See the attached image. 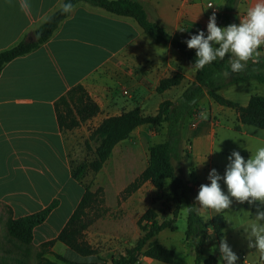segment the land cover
<instances>
[{
  "label": "crops",
  "instance_id": "obj_1",
  "mask_svg": "<svg viewBox=\"0 0 264 264\" xmlns=\"http://www.w3.org/2000/svg\"><path fill=\"white\" fill-rule=\"evenodd\" d=\"M64 1L29 0L31 11L26 14L20 10V0L11 2L0 0V52L12 48L24 39L29 40L32 33L52 13L61 8ZM139 1L143 3L149 21L162 26L171 36L178 32L191 36L199 30H204L207 34L208 18L212 14V9L208 8L207 4L211 1ZM214 8L216 9L215 5ZM238 11L237 4L231 15H237ZM217 12V25L226 26L222 17L224 8L217 9ZM241 16L243 18L245 14L242 13ZM260 50L264 52V47ZM178 73L184 75L182 83L165 91L161 94L162 98L155 100L161 80ZM195 75L196 69L188 66L177 50L171 45L167 47L156 45L132 18L116 16L84 2L76 4L69 18L59 26L48 42L31 53L7 63L0 72V204L11 208L12 219L43 210L58 196L52 195L49 200L42 202L37 192L40 190L60 192L59 181L66 172H69L71 179L74 180L72 178L74 151L78 149L80 142L89 141L92 132L106 118L119 116L136 108L141 109L146 115H155L162 102L180 100L195 81ZM79 85L83 86L87 95L99 106L100 113L79 128L63 131L58 124L56 103ZM117 87L120 88L122 96L117 93ZM124 90L128 91V95L123 94ZM221 92L222 90L219 93ZM206 98L209 97L203 100ZM150 107L153 108V112H147ZM222 108L224 107L219 108V111ZM202 113L208 116L206 112ZM191 122L196 129L192 130L194 135L191 139L190 155L196 151L198 167L195 170L204 183H207L205 180L213 168L204 164L202 155L205 151L201 153V150L214 147L216 133L209 120L202 116L192 117ZM90 124H94V129L88 131L87 127ZM148 127L151 126L137 128L130 139L121 142L120 152L123 154L120 159L123 161L129 159V167L134 168L136 173L126 186L115 187L117 196L149 165V146L145 150L142 143L149 137L156 136ZM242 127L245 126L241 125ZM199 128L202 131L196 132ZM129 141L134 144L127 148L126 143ZM115 148H119V144ZM114 162L113 157H110L103 169L96 174L101 187L102 177H110L112 170L116 168ZM170 185L171 181H166L164 190ZM190 186L193 188L191 198L195 202L194 197L199 189L197 190L196 185L191 183ZM146 191L152 198L154 193L163 190H157L147 182L129 197L124 205L134 214L137 223L146 212L143 210L145 202H148ZM165 193L171 194V191ZM82 196L78 195L72 202L71 209L64 218L59 214L62 206V202L59 201L58 207L48 219L34 229V239L28 248L40 251L42 244L56 239ZM184 202L183 199L182 203ZM235 207L237 204L232 203L231 208ZM149 208L154 209V205H150ZM199 214L206 221L215 216L213 213L208 217H205L203 212ZM168 217L169 215L166 216ZM8 218L9 215L4 217V225ZM16 247L20 251H15ZM68 251L71 250L61 242H56L51 248V252L64 257V253ZM26 252L27 248L18 243L12 245L0 242V258H24ZM52 256L47 254L44 258L56 262ZM259 256L261 257V253ZM145 260H149L148 264H154L153 260Z\"/></svg>",
  "mask_w": 264,
  "mask_h": 264
},
{
  "label": "trees",
  "instance_id": "obj_2",
  "mask_svg": "<svg viewBox=\"0 0 264 264\" xmlns=\"http://www.w3.org/2000/svg\"><path fill=\"white\" fill-rule=\"evenodd\" d=\"M72 3L74 6L78 3H87L92 7L101 8L108 13L120 17L132 18L140 28L160 46L167 47L171 45L185 59L188 66L193 67L195 61V50L188 49L184 41L191 36H186L178 32L174 36L169 35L159 24L149 21L144 5L139 0H65L64 3ZM239 0H225L224 18L226 26L234 23L232 21V10ZM63 3V4H64ZM69 14H64L61 8L52 13L33 33V41L22 40L17 45L0 52V72L4 66L16 58L25 56L41 45L48 42L59 26L69 18ZM230 54H227L223 60L217 59L202 70H196L195 81L184 92L180 100L172 102L166 100L162 102L155 115H146L139 108L124 112L119 116L106 118L91 134L87 146L90 148V142H96L94 158L88 162L80 163L72 167V178L75 181L83 182L88 173L98 174L110 159L115 147L123 141L131 138L132 133L141 126H151L159 128L167 124V139L163 143L149 146V165L148 167L121 192V200L125 201L136 193L147 182H150L157 190H164L166 181L170 180V190L173 194L171 203L175 206L172 211V219L159 221L158 213L149 208L139 219L137 225L141 231V236L137 239L133 249L127 250L125 256L113 258L112 264H137L141 259H150L163 264H175L176 253L174 250L165 247L156 237L163 231L177 230L176 222L180 216V205L184 199L188 211L187 230L185 239L195 241L196 264H217L214 256L206 258L203 253V246L209 239V229H213L214 234L219 240L224 238L226 221L223 213L215 215L210 221H206L196 209V204L192 200L193 188L189 182L183 180L176 173L173 161H181L184 150L181 146V129L184 120L188 117H198L195 112L200 102L209 97L217 105L236 111L238 123L236 131H240L241 125L260 129L264 132V96H252L246 106H240L236 102L223 97L219 92L227 87L245 83L248 81H257L264 84V56L261 57L258 64L249 62L243 72L231 73L228 60ZM194 68V67H193ZM229 71L230 75L224 77L223 73ZM184 80V75L178 73L172 77L161 80L157 92L164 93L174 87L179 86ZM195 100V103L191 101ZM74 101V106H71ZM56 112L58 124L61 130L70 131L79 128L82 124L96 117L100 113L99 106L87 95L83 86L79 85L70 90L66 96L61 97L56 103ZM85 191L69 218L63 230L54 240L41 245L38 251V258L43 259L44 254H52L56 262L45 259V264H99L96 261L75 262L51 252V248L56 242L66 245L71 251L82 257H91L95 251L83 241L84 232L102 215L97 214L94 218H88L91 209L99 205V188L92 191L89 186H84ZM181 195V196H180ZM59 200L55 199L43 210L21 217L12 219V210L4 206L10 214L5 223L7 236L11 241H15L20 246L28 248L32 245L34 239V229L42 225L51 213L58 207ZM61 263H59V262ZM260 262L264 264V257H260ZM0 264H28L21 257H1Z\"/></svg>",
  "mask_w": 264,
  "mask_h": 264
},
{
  "label": "rangeland",
  "instance_id": "obj_3",
  "mask_svg": "<svg viewBox=\"0 0 264 264\" xmlns=\"http://www.w3.org/2000/svg\"><path fill=\"white\" fill-rule=\"evenodd\" d=\"M206 1H211L216 7V11L217 9L221 10L224 8L225 0ZM255 2L256 0H239L238 14L232 16L231 20L238 24L240 19H242L241 14H246L247 9L253 6ZM116 91L122 96L119 87H117ZM220 94L223 97L236 102L240 106H245L248 104L252 96H264V84L251 80L227 87L223 89ZM160 98H162V95L158 93L155 100H159ZM71 106H74V101H71ZM219 108L221 107L214 103L213 100L206 98L199 104L195 115L199 114L200 117L202 112H206L208 115L206 119L209 120V123L212 125L215 130L214 132L216 133V142L214 147L212 149H209L208 147L206 149H202L203 151L201 150V153L205 151L202 155L203 162L207 166L210 165V167L215 168L220 175H223L226 166L229 163L227 158L231 152L233 150L240 151L241 155L245 159H248L250 154L254 153L257 148L264 146V132L250 126H245L244 128L242 127L240 131H236L235 127L239 125L236 111L228 108H222L220 109L221 111H219ZM152 109L153 108L150 107L147 112H153ZM191 119V117L186 118L181 129L180 138L181 146L184 150L182 154L183 158L181 161L174 160L173 163L177 175L179 177H183L182 179L184 180H188L191 184L196 185L198 190L200 185L205 183L204 180L199 177L197 173L198 171L195 170L198 167V160L195 159L196 151H193L192 155H190V151L192 150L191 139L194 135L192 130L196 129V126L192 125ZM148 128L156 137L151 136L148 140H146V142L142 143L145 150H147L148 146L163 143L167 139V124H163L159 128ZM200 128H202V126ZM200 128L196 132H201L202 130H200ZM93 129L94 124L88 125V131ZM87 142L89 141L80 142L78 149L74 151L72 167H76L80 163L88 162L94 158V150L97 144L96 142L91 141L89 148L87 146ZM133 144L134 142L132 143V141H129L126 143V147L129 148ZM121 147L122 144L120 143L119 148H115V154L112 153L113 156L111 155V158L113 157V162L115 161L114 165L116 168L112 170L110 177H102V187L98 183L99 181L97 180V175L94 173H88L83 182H78L72 180L69 172H66L59 181L61 189L60 192L57 190L54 192L47 190H40L37 192L42 202L49 200V197L52 195H57V199L62 202L59 214L62 218H64L69 213L72 202L78 198V195H80V197L82 196L85 191L84 186H89L91 190H94V192L99 188H102L103 190L99 196L101 202L89 211L88 218H94L97 214H101L102 216L84 232L82 237L83 241L95 251V255L91 256L92 259H89V257H82L73 251L64 253L65 257L71 261H96L99 264H112L111 260L113 258L117 259L120 256H125L127 250L133 249L137 239L142 234L137 222L135 221L134 214H132V212L124 206L127 200H121V194L117 196L115 190V187H124L127 183L131 182L136 173L134 168L132 169L129 167V159L128 161L120 159L123 154V152H120ZM205 181L210 183L208 178ZM220 183L223 191L227 193L226 185L223 184V181ZM169 190L170 188L168 187L166 190L154 193L152 198L150 197L148 191L145 192V195L148 197V202H145L143 210H147L150 205H154V210L158 213L159 221L161 222L172 219V211L175 208V206L171 203L173 198L172 192L167 195L165 193ZM233 203H236L237 207L233 209L230 207L227 210H223V216L226 221L224 239H226L227 243L238 255L239 260L237 264H247V261L249 264H262L259 262L260 252L256 249L248 248L247 235L249 225L254 222L257 210L259 209L264 211V205H260L259 202L253 205L245 203L241 204L236 202L234 198ZM187 209V203H182L181 215L176 222V231L171 232L169 230H165L162 234H159L156 237V239L165 247L175 251V264H196L197 245L195 241H187L185 239L187 230ZM196 209L198 212L205 213V217H208L211 213L217 215V213L212 210H201L197 203ZM6 215L10 216L8 210L0 204V242L2 244L10 243L15 245L17 243H15V241H11L8 236H6L3 220ZM167 215H169L168 218H166ZM260 223L264 224V221H261ZM219 242L220 240L214 234L213 229L210 228L209 239L205 242L202 250L206 258L214 256L217 260V264H226V262H223L220 257L218 247ZM213 246H216L214 252L211 251ZM14 249L15 251H20L17 247ZM37 253L38 251L27 248L25 260L28 264H45V258H38ZM46 255L47 253L44 254V256ZM52 259H55V257L52 256ZM147 262H149V260L146 261L145 259H141L138 264H148ZM153 262L154 264H163L157 261Z\"/></svg>",
  "mask_w": 264,
  "mask_h": 264
},
{
  "label": "clouds",
  "instance_id": "obj_4",
  "mask_svg": "<svg viewBox=\"0 0 264 264\" xmlns=\"http://www.w3.org/2000/svg\"><path fill=\"white\" fill-rule=\"evenodd\" d=\"M19 6L26 14L31 11L29 0H20ZM61 11L69 14L74 11V5L70 2L64 3L61 5ZM184 42L188 49L195 50L192 66L196 70H202L218 58L223 60L230 54L228 62L231 73L245 71L249 61L258 64L264 56V52L260 50L264 47V0H256L254 5L247 9L239 24L218 26L217 15L213 12L208 18L207 34L204 30H199ZM223 75L228 77L230 72L225 71ZM191 103L194 104L195 100ZM201 116L207 118L204 113H201ZM227 159L229 163L223 175L213 168L208 174L210 183L200 185L195 197L200 209L212 210L219 214L231 207L233 198L241 204L246 202L253 205L259 202L264 205V146L257 148L248 159L237 150H233ZM221 181L226 185L227 193L223 191ZM187 210L191 211L190 208ZM261 221H264V211L258 209L254 222L249 225L247 239L248 248L258 250L264 257V224L260 223ZM215 247L213 246L211 251L214 252ZM218 247L223 262L237 264L239 257L226 239L221 238Z\"/></svg>",
  "mask_w": 264,
  "mask_h": 264
},
{
  "label": "built area",
  "instance_id": "obj_5",
  "mask_svg": "<svg viewBox=\"0 0 264 264\" xmlns=\"http://www.w3.org/2000/svg\"><path fill=\"white\" fill-rule=\"evenodd\" d=\"M207 6H208V8H211V9H212V13L215 12L216 15L218 14L217 11H216V9L214 8V5H213L212 2H209V3L207 4ZM209 6H211V7H209ZM123 94H124V95H128V91H127V90H124Z\"/></svg>",
  "mask_w": 264,
  "mask_h": 264
},
{
  "label": "water",
  "instance_id": "obj_6",
  "mask_svg": "<svg viewBox=\"0 0 264 264\" xmlns=\"http://www.w3.org/2000/svg\"><path fill=\"white\" fill-rule=\"evenodd\" d=\"M29 41H33V38L31 37V38H29Z\"/></svg>",
  "mask_w": 264,
  "mask_h": 264
}]
</instances>
